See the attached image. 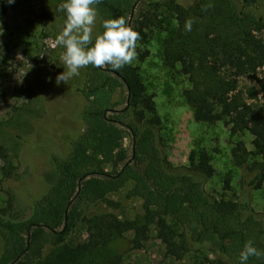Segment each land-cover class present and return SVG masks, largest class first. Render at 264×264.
<instances>
[{
    "label": "trees",
    "instance_id": "trees-1",
    "mask_svg": "<svg viewBox=\"0 0 264 264\" xmlns=\"http://www.w3.org/2000/svg\"><path fill=\"white\" fill-rule=\"evenodd\" d=\"M162 6L153 0H102L94 6V32L103 31L104 19L123 16L140 33V41L146 40L164 25ZM8 9L7 0H0V27ZM170 9L177 13L181 30L165 42L166 63L175 67L179 62L192 78L198 61L207 74L227 68L228 78L220 76L205 89L195 82L185 94L196 121L224 118L231 135L250 132L252 150L243 138L230 149V162L241 171L239 191L234 197H218L207 190L217 169L206 147L193 150L188 164L171 162L163 118L138 66L132 63L119 71L88 66L68 84L63 82L65 93L54 99L55 112L81 120L83 131L45 133L47 112L43 122H35L29 141L24 140L45 146L64 143L66 154L50 157L53 180L45 192L35 193L31 206L19 205L16 189L8 190L7 204L0 208V264H96V258L126 233H134V248H144L153 226L164 244V258L181 261L187 255L206 254L204 264H240L248 240L264 252V214L254 209L252 196L264 186V107L247 102L238 91L239 78L264 61V38L255 33L264 31V0H198L192 12L201 20L210 19L212 28L199 45L191 44L185 34L189 11L175 1ZM232 27L238 29V39L236 31L227 30ZM183 31L186 39H181ZM148 54L141 53L140 60ZM48 87L45 92L52 91L53 86ZM12 169L8 177L21 179ZM233 182L228 173L223 189L233 191ZM125 188L127 198L141 202L134 219L91 214ZM82 226L87 227L88 240L73 245ZM247 264H264V256L250 257Z\"/></svg>",
    "mask_w": 264,
    "mask_h": 264
},
{
    "label": "rangeland",
    "instance_id": "rangeland-1",
    "mask_svg": "<svg viewBox=\"0 0 264 264\" xmlns=\"http://www.w3.org/2000/svg\"><path fill=\"white\" fill-rule=\"evenodd\" d=\"M162 3L160 16L164 20L162 28L153 29L146 40L138 43L137 58L133 64L140 68L144 82L150 93L155 95L159 112L163 118L162 131L167 145L169 158L173 164H188L193 150L208 148L212 161L217 169L215 177L207 185V190L220 197L223 194L234 197L239 191L241 171L230 162V149L234 141L243 138L252 150V136L245 132L241 136H233L226 120L215 123H201L194 119V109L188 102L185 92L198 83L205 89L210 82L223 77L228 72H205L200 62H195L194 77L185 75L178 62L175 67L165 61V42L180 33V20L177 13L170 9L175 3L189 11L193 20L192 30L185 33L193 45H199L201 36L211 32V20L196 18L192 9L198 0H153ZM65 0H14L9 4L5 24L0 27V208L6 206L8 190L14 187L18 194V204L31 206V201L40 191H46L53 180V166L50 157L65 156V144H48L24 142L31 137L35 122L46 115L43 127L45 133L51 134L64 128L69 133L79 134L83 131V122L64 118L59 111L55 112L57 103L64 89L55 83L54 77L62 70L60 56L63 48L58 45L57 37L65 24V14L59 5ZM236 36V27L228 28ZM218 31L210 33L215 36ZM264 38L263 32H255ZM183 34L181 39H186ZM239 36H237V39ZM188 46L190 44L188 43ZM191 47V46H190ZM192 48V47H191ZM148 51L145 60L139 55ZM52 91H47L48 86ZM238 91L244 99L257 107H264V61L259 63L255 71L239 78ZM48 103L51 108L47 110ZM54 116L59 119L55 121ZM24 138V139H23ZM36 142L35 140H33ZM130 147L129 138L125 140ZM13 165V169H12ZM20 176L8 177L11 170ZM233 176V191L223 189V181L227 174ZM20 180L24 185L20 186ZM48 186V187H47ZM128 188L110 196L109 203L94 208L91 214H114L121 219H134L140 210L141 202L127 198ZM34 194V195H33ZM33 195V196H32ZM254 209L264 214V186L253 192ZM89 234L86 226L73 236L72 243L77 245L86 242ZM134 233L129 232L114 240L95 260L96 264H204L206 254L187 255L183 260L164 258V244L157 238L155 226L150 239L144 248L133 247Z\"/></svg>",
    "mask_w": 264,
    "mask_h": 264
},
{
    "label": "clouds",
    "instance_id": "clouds-1",
    "mask_svg": "<svg viewBox=\"0 0 264 264\" xmlns=\"http://www.w3.org/2000/svg\"><path fill=\"white\" fill-rule=\"evenodd\" d=\"M9 4L14 0H7ZM102 0H65L59 10L65 14V24L57 37V43L63 48L60 59L64 71L56 76L55 83L68 82L80 75V70L88 66L119 71L130 66L137 58L138 42L142 39L125 19L120 16L104 19L103 31L94 32L97 23V9L94 7ZM193 20L185 21V30H192ZM264 256L254 246L252 240L245 242L239 254L240 264H247L250 257Z\"/></svg>",
    "mask_w": 264,
    "mask_h": 264
},
{
    "label": "flooded vegetation",
    "instance_id": "flooded-vegetation-1",
    "mask_svg": "<svg viewBox=\"0 0 264 264\" xmlns=\"http://www.w3.org/2000/svg\"><path fill=\"white\" fill-rule=\"evenodd\" d=\"M60 86L64 89V84H63V82L60 83ZM64 91H65V90H64ZM64 91H63V94L65 93Z\"/></svg>",
    "mask_w": 264,
    "mask_h": 264
}]
</instances>
